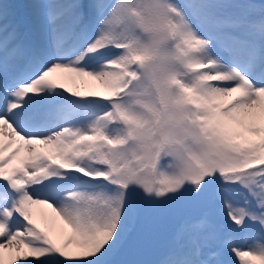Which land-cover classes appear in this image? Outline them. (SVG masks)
Listing matches in <instances>:
<instances>
[{"label": "snow or ice", "instance_id": "obj_1", "mask_svg": "<svg viewBox=\"0 0 264 264\" xmlns=\"http://www.w3.org/2000/svg\"><path fill=\"white\" fill-rule=\"evenodd\" d=\"M13 7L0 264H116L153 206L185 197L222 227L186 221L158 264H264V0H47L31 42Z\"/></svg>", "mask_w": 264, "mask_h": 264}, {"label": "rangeland", "instance_id": "obj_2", "mask_svg": "<svg viewBox=\"0 0 264 264\" xmlns=\"http://www.w3.org/2000/svg\"><path fill=\"white\" fill-rule=\"evenodd\" d=\"M17 1L4 0L14 6L10 9L8 23L17 22L20 31L22 21ZM25 2L32 21L35 39H47L46 10L37 7V5L46 3L47 0H25ZM62 2L71 3L72 0H62ZM109 2H115V0H109ZM235 2H242V0H235ZM254 2L260 3L261 0H254ZM228 11L232 12V9ZM239 11L235 9L234 13ZM135 199L141 204L144 203L140 195H136ZM153 207L155 211L150 213L146 221H142L136 226L130 239L113 257L116 264H158L159 260L171 248L183 243L177 238V230L181 224L190 219L207 216L211 223L210 232L219 231L222 227L217 208L207 201L195 203L190 197H185Z\"/></svg>", "mask_w": 264, "mask_h": 264}, {"label": "bare ground", "instance_id": "obj_3", "mask_svg": "<svg viewBox=\"0 0 264 264\" xmlns=\"http://www.w3.org/2000/svg\"><path fill=\"white\" fill-rule=\"evenodd\" d=\"M10 19H11V18H10ZM16 23H17V22H16ZM46 211H47L48 213H51V210H50V209H47ZM31 258H32V257H30V259H31ZM16 264H21V261H17Z\"/></svg>", "mask_w": 264, "mask_h": 264}]
</instances>
